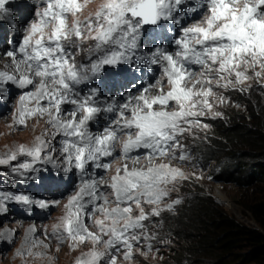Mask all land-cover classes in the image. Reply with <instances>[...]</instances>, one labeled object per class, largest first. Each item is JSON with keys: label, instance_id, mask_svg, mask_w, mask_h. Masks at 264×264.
Here are the masks:
<instances>
[{"label": "snow or ice", "instance_id": "6c2138e0", "mask_svg": "<svg viewBox=\"0 0 264 264\" xmlns=\"http://www.w3.org/2000/svg\"><path fill=\"white\" fill-rule=\"evenodd\" d=\"M5 2L0 0V10L4 9ZM90 2L43 0L42 11L37 12L38 21L31 24L19 46L21 59L17 60L15 52L7 53L16 75L0 72V83L11 81L25 88L39 79L34 92L20 97L19 123L23 124L26 118L35 115L47 114L48 123L56 130L53 138L56 134L69 138L62 142V150L67 154L68 162L74 161L81 172L89 162L95 163L96 167H110L98 161L112 155L120 132L125 137L121 142L124 159H133V163L138 164L140 157L131 158L128 154L138 149L147 150L144 167L129 170L125 164L111 178L108 187L112 189L114 206H108V197L102 193L97 196L95 181L85 182L65 205L66 214L54 229L62 230L73 244H92L91 250L84 254L86 258L78 259L76 264H101L105 256L108 257L106 264H117V256L111 249L119 251L117 246H122L124 259L128 260L132 257L133 242H140L141 236L136 230L143 229V221L148 219L142 205H154L151 215L159 216L163 210L159 205L168 194L164 186L184 178L178 168L172 167L170 162H163L177 158L175 151L182 147L177 138L193 127L207 128L200 117L221 115L214 111L210 98L215 97L221 103L224 98L217 96L213 85L215 88L241 85L252 79L249 70L257 80L264 79V0H205V18L182 29L183 36L175 41L178 50L174 54H153V64L158 62L156 56L166 62L164 76L169 90L165 92L160 84L159 94L149 95V90L144 89L135 97V104L121 106L123 110L115 122L116 127H105L102 134L96 135L90 134L86 127L99 111L89 104L91 97L82 102L69 97L71 85L79 84L87 77L81 75L74 54L65 45L93 40L96 49L102 50L104 45L115 44L120 50H113L94 63L92 71L95 73L101 64L122 62L126 53L137 46L136 38L142 26L175 19L173 12L179 10L184 0H101L94 13L81 19ZM191 65L198 66L200 71L197 73ZM260 86L264 87V84ZM33 100L36 106L29 108L27 105ZM43 100L48 102L46 107L41 106ZM65 103L77 105V109L68 113L71 117L68 120L61 118V105ZM106 111H112V108ZM79 113L83 115L78 118ZM45 143L37 137L33 147L21 145L0 158V165L16 160L17 154L27 155L32 162H38ZM185 158L179 156L180 160ZM19 168L30 171L31 164L22 163ZM85 195L91 197L93 211L100 213V218L94 221L95 232L89 230L82 219L85 204L81 201ZM101 198L103 204L96 206L95 201ZM6 200L25 205L33 203L27 195L0 193V211L4 210ZM35 203L41 208L47 207L45 202ZM133 205L139 210L138 215H133ZM166 207L170 209L172 205ZM99 245H103L104 251L97 250Z\"/></svg>", "mask_w": 264, "mask_h": 264}, {"label": "rangeland", "instance_id": "374dc122", "mask_svg": "<svg viewBox=\"0 0 264 264\" xmlns=\"http://www.w3.org/2000/svg\"><path fill=\"white\" fill-rule=\"evenodd\" d=\"M100 2L101 0H91L80 18L83 19L90 13H94ZM43 6V0H6L4 9L0 10V72L16 75L14 64L7 53L15 52L17 60L21 59L19 46L28 34L31 24L38 21L37 12L42 11ZM190 9H196V11H189ZM206 14L207 4L205 0H184L179 10L173 12L175 19L161 20L156 25L148 27L142 26L136 38L137 46L135 49L126 53V58H123L122 62L99 65L95 73L92 71L94 63L100 61L111 51H119L120 49L115 44H111L104 45L102 50H97L96 42L93 40L76 41L75 45L66 44L65 47L68 51L74 54L75 63L81 70V75L87 77L81 83L71 85V91L79 94L72 92L73 98L70 99L82 102L91 97L89 104L92 105L97 97L107 99V101L114 97L119 100L118 103L122 106L128 103L135 104L134 96H139L144 89L149 90V95H157L160 84H163L164 91H168L169 86L164 76L166 62L156 56L155 59L158 62L153 64V54L158 52L174 54L178 50L175 41L183 36L182 29L191 27L194 23L203 20ZM71 19L69 16V23H71ZM176 20H179V23ZM146 44L149 45L147 48H145ZM139 49L140 52L137 51ZM141 49L143 50L141 51ZM142 52H145L146 55L144 60L140 58L141 55H144ZM190 67L197 73L200 71L196 65ZM151 69L153 72L149 84L141 87L133 97H125L123 95L124 89L121 86L135 85L136 80H141V78H137V75L148 73ZM256 70L259 71V69ZM248 75L252 76V79L241 85L229 88H215L213 85L217 96L224 98L223 103L215 97L210 98L214 111L221 115L213 117L209 114L200 117L202 124H206L207 128L193 127L190 132H185L177 138L182 145L175 151L177 158L163 162H170L172 167L178 168L184 174V178H178L164 186L168 194L159 205L163 209L159 216L151 215L154 205H142L148 214V219L143 221V229L136 230L141 236L140 242L139 244L133 242L132 257L128 260L124 259L122 246H117L119 251L111 249L110 251L117 256V264H161L165 260L170 243L163 238L152 236V223H154L152 221L161 218L163 213H170L175 201L183 199L180 196L186 187H181L183 182L211 189L212 201L227 216L246 228L258 230L247 212L239 204L237 205L234 189L229 186H221L213 180V175L218 171V166H216L213 157L218 152L211 145V139L214 135L211 123L216 119L223 121L226 116L245 117L248 104H254L264 109V87L260 86L264 84V79L257 80L251 70H249ZM145 77L148 79V76ZM233 79L235 78L233 77ZM120 82L123 83L119 84ZM38 83L39 79L36 78L35 84ZM35 84L21 88L17 83L11 81L0 83V158L16 151L21 145L25 148L33 147L36 138L39 137L38 133H52L46 140L47 145L44 147L41 160L38 162H32V158L27 155L17 154L16 160L6 165H0V193L27 195L33 202L30 205H25L16 203L14 200L4 201V210L0 211V264H76L78 259L86 258L84 254L91 250L92 244H73L66 238V234L62 233V230H54L66 214L65 205L72 196L80 191L85 182L95 181L98 189L97 196L102 193L108 197L110 202L108 206H114L112 189L108 187L111 178L116 174V170L118 168L123 169L125 164L129 170L134 167H144L147 164L144 159L147 150L138 149L128 154L131 158L140 157L138 164H134L133 159H124L121 142L125 137L123 132H120L118 134L119 139L113 147L112 155L101 157L98 161L101 165L109 164L108 169L96 167L95 163L89 162L85 165L82 173L81 171L77 172L74 161L69 163L67 154L62 150L64 147L62 142L69 138L62 134H56L53 138L56 130L48 123L49 116L47 114L35 115L26 118L23 124L19 123L20 97L34 92ZM111 85L113 87L111 89L112 94L108 95L107 90L111 88ZM47 103V100H43L41 106L46 107ZM27 106L34 108L36 106L35 101L28 103ZM112 108L115 113L111 119L103 118V114L100 112L87 123V131L90 134L92 132L95 133L93 135L102 134L105 127L117 126L115 122L119 119V110L123 109L118 106L116 109L115 107ZM75 109H77L75 104H62L61 118L64 120L71 119L68 113ZM81 115L83 114L79 113L78 118ZM126 115H130V113H126ZM102 118L105 123H103ZM124 131L128 130L125 129ZM180 155H184L186 158L180 160ZM44 157H50V159L47 160ZM22 163L31 164V170L25 171L19 168ZM66 166H69V169ZM65 169L68 170L65 171ZM246 193L248 200L240 197L241 202H249L254 198L264 199V184L257 185L252 193L249 190ZM249 193L252 196H249ZM218 195L222 196L224 200H219ZM36 201L45 202L47 207H39L35 203ZM224 201H227L229 205L225 204ZM81 203L85 204L84 215L82 216L84 223L89 230L97 231L94 221L96 218H100V213L93 211L91 197L85 195ZM102 204V198L95 201L96 206ZM169 204L172 205L170 209L166 207ZM133 208V215H138L139 210L135 209L134 205ZM145 236L148 238L145 239ZM97 250L104 251L103 245L97 246ZM107 259L108 257L105 256L101 264H106Z\"/></svg>", "mask_w": 264, "mask_h": 264}, {"label": "trees", "instance_id": "16d2710c", "mask_svg": "<svg viewBox=\"0 0 264 264\" xmlns=\"http://www.w3.org/2000/svg\"><path fill=\"white\" fill-rule=\"evenodd\" d=\"M211 126V145L218 152L213 180L234 189L237 205L258 230L227 216L212 201L211 189L183 182V199L152 221V236L170 243L161 264H264V199L240 201L248 200L247 190L264 184V109L248 104L245 117L226 116Z\"/></svg>", "mask_w": 264, "mask_h": 264}, {"label": "bare ground", "instance_id": "6f19581e", "mask_svg": "<svg viewBox=\"0 0 264 264\" xmlns=\"http://www.w3.org/2000/svg\"><path fill=\"white\" fill-rule=\"evenodd\" d=\"M9 16H10V14H9ZM11 19V18H10ZM17 19V18H16ZM15 28V27H14ZM142 32H144V31H142ZM139 35H140V33H139ZM149 45L148 44H146L145 45V48H147ZM143 49H141V51H142ZM137 51H139L140 52V49L139 50H137ZM143 53V52H142ZM145 53V52H144ZM143 53V54H144ZM140 56V55H139ZM140 58L141 59H146V55L144 54V55H141L140 56ZM137 59V58H136ZM140 63H142V61H140ZM132 64H134V62H132ZM143 66V65H142ZM109 71V70H108ZM113 71V70H112ZM120 72V71H119ZM127 73V72H126ZM135 74V73H134ZM126 79V78H125ZM123 82H120L119 84H122ZM118 84V85H119ZM144 86V84L142 83L141 84V87H143ZM111 89H113V87H112V85H111V88L110 89H108L107 90V94L109 95L110 93L112 94V92H111ZM129 90L130 91H132L133 89L132 88H130L129 87ZM137 90H140L139 88L137 89ZM157 90V89H156ZM72 92L73 91H71V93H69V97L70 98H73V94H72ZM73 93H76V94H79L78 92H73ZM134 97H136V96H134ZM99 97H97L96 99H95V101L93 102V104H92V106H94V107H96V108H98L99 109V111L96 113V114H99L100 112L103 114L102 115V117L104 118H108V119H111L113 116H114V110H113V108L112 107H115V109H116V106H118V107H120V109H122L121 108V105L118 103L119 102V100L118 99H115L114 97L113 98H111V100H109V101H107V99H99ZM134 99V98H133ZM124 101V100H123ZM127 101H129V100H127ZM111 104H112V106H111ZM109 107H111L112 108V111H106V109H108ZM116 111H118V110H116ZM120 111H122V110H119V112ZM95 114V115H96ZM97 116V115H96ZM102 118V119H103ZM103 123H105L104 122V119H103ZM48 127H49V124H48ZM39 132H41V131H39ZM39 134V138L41 139V140H43V141H45L46 142V140L47 139H49V137L51 136V132H41V133H38ZM91 134H95L94 132H92ZM35 145V144H34ZM33 145V146H34ZM47 145V143H45V146ZM144 150V149H143ZM48 160V159H47ZM44 162V161H43ZM49 164V163H48ZM51 164V163H50ZM55 166V165H54ZM67 167V166H66ZM69 167V166H68ZM67 167V168H68ZM69 169V168H68ZM78 170V169H77ZM77 172H80V170H78ZM82 173V172H81ZM82 186V185H81ZM218 199L219 200H224V198L222 197V196H219L218 195ZM225 202V204H227V205H229V203H227V201H224ZM228 207V206H227Z\"/></svg>", "mask_w": 264, "mask_h": 264}, {"label": "clouds", "instance_id": "9594fccd", "mask_svg": "<svg viewBox=\"0 0 264 264\" xmlns=\"http://www.w3.org/2000/svg\"><path fill=\"white\" fill-rule=\"evenodd\" d=\"M139 91V90H138ZM137 93V91L136 92H134V93H131L129 96H127V97H133L135 94ZM248 214V213H247ZM249 215V214H248ZM250 217V216H249ZM253 221V220H252Z\"/></svg>", "mask_w": 264, "mask_h": 264}, {"label": "water", "instance_id": "95a60500", "mask_svg": "<svg viewBox=\"0 0 264 264\" xmlns=\"http://www.w3.org/2000/svg\"><path fill=\"white\" fill-rule=\"evenodd\" d=\"M146 26L148 27V26H150V25H144V27H146Z\"/></svg>", "mask_w": 264, "mask_h": 264}]
</instances>
